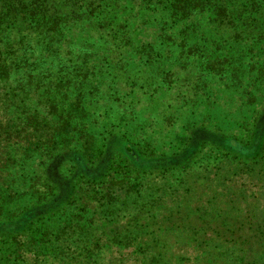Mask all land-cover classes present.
<instances>
[{"label": "trees", "instance_id": "obj_1", "mask_svg": "<svg viewBox=\"0 0 264 264\" xmlns=\"http://www.w3.org/2000/svg\"><path fill=\"white\" fill-rule=\"evenodd\" d=\"M0 264H264V0H0Z\"/></svg>", "mask_w": 264, "mask_h": 264}, {"label": "rangeland", "instance_id": "obj_2", "mask_svg": "<svg viewBox=\"0 0 264 264\" xmlns=\"http://www.w3.org/2000/svg\"><path fill=\"white\" fill-rule=\"evenodd\" d=\"M172 106H175V104H174V102H172ZM245 111L242 109L241 110V114H243ZM142 114H149L147 111H143L142 112ZM143 115V116H144ZM238 116V114H235V113H232L231 115H226V117H225V114L224 113H221V112H219V111H216V120L217 121H220L221 122V124H222V126L224 127V128H227L228 129V127H231L232 125V120H235V118L233 117V116ZM157 123H159V121L158 122H156V124L154 125V126H150V129H148L149 131H151V134H152V138L155 136V135H157V134H159V135H162V133H160L159 132V125L157 126ZM140 124H143V125H146L143 121L140 123ZM233 127V126H232ZM231 127V128H232ZM234 128V127H233Z\"/></svg>", "mask_w": 264, "mask_h": 264}]
</instances>
